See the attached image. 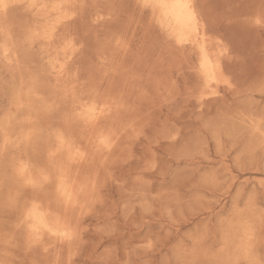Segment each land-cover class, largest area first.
Returning <instances> with one entry per match:
<instances>
[{"label": "rangeland", "instance_id": "rangeland-1", "mask_svg": "<svg viewBox=\"0 0 264 264\" xmlns=\"http://www.w3.org/2000/svg\"><path fill=\"white\" fill-rule=\"evenodd\" d=\"M65 1L0 8V264H262L264 0H195L215 82L151 0Z\"/></svg>", "mask_w": 264, "mask_h": 264}, {"label": "bare ground", "instance_id": "bare-ground-1", "mask_svg": "<svg viewBox=\"0 0 264 264\" xmlns=\"http://www.w3.org/2000/svg\"><path fill=\"white\" fill-rule=\"evenodd\" d=\"M63 1H65V0H63ZM151 1L155 5V7L158 9L160 15L163 16L165 18V20L174 28V31H175V34L177 37L176 39H178L179 41H182V42L186 41V43H187V41H189V42L197 41V44L200 45V47L199 46L198 47L201 50V68H202V70L206 76L207 81L208 82H212V81L215 82L217 80V76L215 74V63H214V60H213L211 54L209 53V50L205 44V40L203 38L204 34L202 33L203 31L202 32L199 31L198 13H197L195 0H151ZM8 3H9V0H0V8H2V10H3L4 8H6L8 6ZM56 4H58V2H56ZM161 5H164V6L162 7ZM186 5H191L192 7L191 8L185 7ZM60 6H62V5H60ZM200 36L202 37L201 41L199 40ZM194 44H195V42H194ZM216 84H215V86H216ZM87 109H90V111H91V108H87ZM92 111H91V113H92ZM91 113H89V114H91ZM99 113H100V111H99ZM89 114H86V115H89ZM90 117H91V119H94L96 116H95V114H93ZM87 121H89V120H87ZM103 137H100V138H103ZM108 139L109 138H107V140ZM98 143H100V142H98ZM21 170H23V169H19V171H21ZM66 181L68 182V180H66ZM59 188L61 190L60 193H62L63 196L70 194L69 192H71V190H72V189L70 190V187L66 182H63ZM58 194H59V192H58ZM72 196H70V197H72ZM61 198H62V196H61ZM67 198L68 197H66L64 199L66 200ZM66 201H68V199ZM66 201H65V203H66ZM32 213H34V215H32V218L34 219V222H35V224L32 225L33 229L34 228H38V229H42V230L43 229H49L52 232L54 231V229L46 221L45 215L39 209H34V211Z\"/></svg>", "mask_w": 264, "mask_h": 264}, {"label": "snow or ice", "instance_id": "snow-or-ice-1", "mask_svg": "<svg viewBox=\"0 0 264 264\" xmlns=\"http://www.w3.org/2000/svg\"><path fill=\"white\" fill-rule=\"evenodd\" d=\"M161 6L163 7L164 5H161ZM185 7L191 8L192 6L191 5H186ZM225 82L227 83V81H225ZM100 144L104 148H109L110 147V143H109V141L106 138H102L100 140ZM44 179H47V177H44ZM32 215H34V213H30V216H32ZM34 232L36 233V235L34 236L33 242H36L40 238L39 237V234H38L39 233V229L38 228H34ZM60 235L65 236V237H68L70 234L67 233V232H64V233H60ZM250 264H256V262L255 261H250ZM262 264H264V262H262Z\"/></svg>", "mask_w": 264, "mask_h": 264}]
</instances>
